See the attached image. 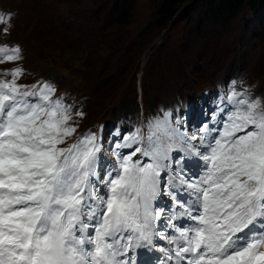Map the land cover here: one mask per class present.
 I'll return each instance as SVG.
<instances>
[{
	"label": "snow or ice",
	"instance_id": "1",
	"mask_svg": "<svg viewBox=\"0 0 264 264\" xmlns=\"http://www.w3.org/2000/svg\"><path fill=\"white\" fill-rule=\"evenodd\" d=\"M0 57V63L18 60L20 50L2 46ZM22 71L12 69V80L0 81V264H134L117 260L132 247V236H126L127 242L117 248L120 234L128 232L145 241L148 251L164 254L157 264H264L260 100L233 92L229 100L235 108L222 129L204 128L206 135L195 138L199 146L188 143L186 151L204 162L206 172L198 180L181 178L179 183L193 191L200 211L192 215L184 208L178 218L187 216L193 225L169 219L174 234L156 233L173 246L168 248L154 245L149 231L150 220L156 218L149 201L158 194L161 165L132 163L142 152L137 147L122 157L121 171L107 183L108 194L93 208L90 201L97 197L87 189L100 151L96 134L59 147L76 132L77 125L69 126L71 106L61 98L53 101L55 89L47 83L32 86L38 91H22L24 86L16 83ZM157 127L166 136L194 139L167 124ZM212 131L216 135L205 144ZM124 140L123 146L131 147L128 141L135 143L137 136ZM177 206L183 208L180 200Z\"/></svg>",
	"mask_w": 264,
	"mask_h": 264
},
{
	"label": "rangeland",
	"instance_id": "2",
	"mask_svg": "<svg viewBox=\"0 0 264 264\" xmlns=\"http://www.w3.org/2000/svg\"><path fill=\"white\" fill-rule=\"evenodd\" d=\"M159 4L160 0H135L131 23L125 28L126 40L129 47L136 43L141 51L135 61L131 60L132 71L122 83L111 91L95 92L85 77L90 71L86 54L67 57L34 44L28 36V24L33 23L23 12L25 6L30 9L28 0H0V47L19 48L21 57L0 63V81H11L10 70L20 68L23 71L16 83L24 86L22 91H35L32 86L38 83L49 84L55 89L51 99L61 98L65 106H71L69 126L77 125L76 132L59 147H67L101 126L107 151L119 161L123 157L124 137L135 135L136 142L140 141L138 127L120 128L124 117L139 121L144 111L145 125L149 127L154 122L168 125L172 112L190 111L191 115L198 111V120L206 119L210 109L213 123L217 119L225 123L235 107L229 100L233 92L260 100L264 109L262 17L246 5L235 19L222 24L207 15L205 8L188 2L162 25ZM72 8L79 12L82 5L70 1L58 5L68 19H72ZM101 55L112 59L107 51ZM81 112L83 116H78ZM174 122L177 132L186 136V130ZM168 126L174 129L171 124ZM182 149L187 153V146ZM128 152L131 155L133 151Z\"/></svg>",
	"mask_w": 264,
	"mask_h": 264
},
{
	"label": "trees",
	"instance_id": "3",
	"mask_svg": "<svg viewBox=\"0 0 264 264\" xmlns=\"http://www.w3.org/2000/svg\"><path fill=\"white\" fill-rule=\"evenodd\" d=\"M68 1L82 5L79 12L78 8H72V19L58 9L60 3ZM188 2L205 8L207 15L222 24L235 19L250 5L264 24V0H160L161 24L170 22L178 8ZM28 4L30 9L25 6L23 12L29 16V23H33L28 24L29 38L51 53L67 57L86 54L85 63L90 71L85 77L95 92L111 91L132 71L131 60H136L141 49L136 43L127 45L125 28L131 23L135 0H28ZM104 51L112 57L110 61L101 55ZM136 108L138 112L139 104Z\"/></svg>",
	"mask_w": 264,
	"mask_h": 264
}]
</instances>
